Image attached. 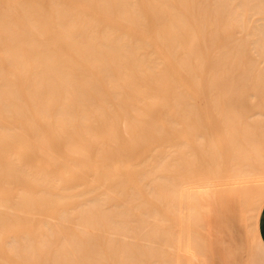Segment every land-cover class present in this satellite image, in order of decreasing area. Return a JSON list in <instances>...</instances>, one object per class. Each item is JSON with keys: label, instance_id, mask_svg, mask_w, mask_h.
<instances>
[{"label": "bare ground", "instance_id": "1", "mask_svg": "<svg viewBox=\"0 0 264 264\" xmlns=\"http://www.w3.org/2000/svg\"><path fill=\"white\" fill-rule=\"evenodd\" d=\"M199 96L264 107V0H0V264H212L213 182L148 185L193 138L132 175L131 120L153 111L128 109ZM262 160L219 190L248 193L246 264H264Z\"/></svg>", "mask_w": 264, "mask_h": 264}, {"label": "rangeland", "instance_id": "2", "mask_svg": "<svg viewBox=\"0 0 264 264\" xmlns=\"http://www.w3.org/2000/svg\"><path fill=\"white\" fill-rule=\"evenodd\" d=\"M257 94L260 95V92ZM260 109L264 110V107H260V101L206 103L202 96L198 97L196 104L128 109L133 112L153 111L142 119L134 117L131 120L136 127L131 150L133 177L137 179L142 170L154 169L152 157L166 151L167 145L174 142L175 135H185L193 138L194 162L188 166H172L169 173L164 172L166 176L160 182L148 185H173L167 180V176H175L188 169L196 177L193 185L209 178L216 192L224 189L220 187L223 186L224 182L221 181L224 176L229 180L238 179L240 169L246 171L249 168L254 172L260 169L264 157V117L260 116ZM145 158L148 159L146 162ZM134 183L143 185L141 182ZM231 189L241 191L238 185ZM246 200L248 211V193ZM159 206L161 205L156 202V207ZM167 225L166 222L164 226ZM169 225L173 226V220ZM244 234L245 238H249V231ZM258 255L264 260V253L259 252ZM194 264L208 263L195 260Z\"/></svg>", "mask_w": 264, "mask_h": 264}, {"label": "crops", "instance_id": "3", "mask_svg": "<svg viewBox=\"0 0 264 264\" xmlns=\"http://www.w3.org/2000/svg\"><path fill=\"white\" fill-rule=\"evenodd\" d=\"M254 232L264 245V204ZM249 231V238L245 232ZM247 201L238 190L214 192L210 198L209 242L212 264H246L252 242ZM215 252V255H214Z\"/></svg>", "mask_w": 264, "mask_h": 264}]
</instances>
